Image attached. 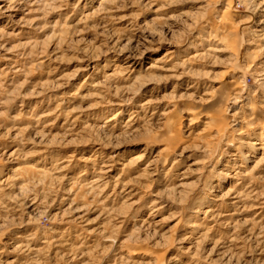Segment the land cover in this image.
<instances>
[{
    "label": "rangeland",
    "instance_id": "1",
    "mask_svg": "<svg viewBox=\"0 0 264 264\" xmlns=\"http://www.w3.org/2000/svg\"><path fill=\"white\" fill-rule=\"evenodd\" d=\"M263 9L0 0V264H264Z\"/></svg>",
    "mask_w": 264,
    "mask_h": 264
},
{
    "label": "bare ground",
    "instance_id": "2",
    "mask_svg": "<svg viewBox=\"0 0 264 264\" xmlns=\"http://www.w3.org/2000/svg\"><path fill=\"white\" fill-rule=\"evenodd\" d=\"M227 8L228 7H226V9H224L222 12H227ZM263 11H264V9H263ZM223 23L225 24V25H229L232 29H229L230 31H228L227 32V34L224 36V37H226V38H229V42H231V43H229V45L228 46H230L231 48H232V50H233V54L234 55H237V52H238V46L239 45H241V42L240 41H238V40H240V39H237L236 40V38L235 39H230V37L229 36H231V34L233 35V31H234V26L232 25V21H231V19L229 18V17H224L223 18ZM234 28V29H233ZM220 32V31H219ZM234 36H235V34H234ZM261 72H263L262 74H264V68L261 70ZM230 83H231V87H230V93H228L227 94V97H226V102L228 101V103L229 102H231L232 100H233V102L234 103H236L237 101H240L242 98H245L244 96H243V88L241 87V86H239V83H237L235 80H233V79H231L230 81H229ZM228 103H224V106H225V108H228V106H229V104ZM235 114V113H234ZM233 114V115H234ZM233 115H232V117H233ZM180 119V118H179ZM176 120L178 121V118H176ZM189 124H193L195 121H196V116L195 115H193V116H191L189 119ZM220 123H222L223 124V126L221 127V126H218ZM220 123L219 124H217V129H215V131H216V134H218V135H223V131L225 130V128H226V126H225V122L223 121V120H220ZM250 125V124H249ZM247 126L248 128H251L250 126ZM247 128V129H248ZM179 127H177V131H171V136H169L170 137V139L171 140H173V141H177V140H179ZM262 134H260V138L258 139L259 141H261L262 140ZM258 140H253V141H251V143H247L248 145H250V146H252V147H254L256 144H259V142H258ZM253 149V148H252ZM247 154V153H246ZM247 155H245L244 156V158L246 157ZM219 174H221V173H219Z\"/></svg>",
    "mask_w": 264,
    "mask_h": 264
}]
</instances>
